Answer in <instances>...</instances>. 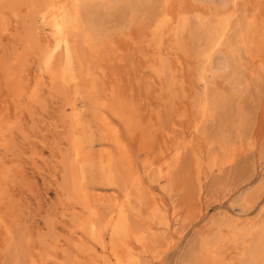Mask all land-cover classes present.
<instances>
[{"label":"rangeland","instance_id":"obj_1","mask_svg":"<svg viewBox=\"0 0 264 264\" xmlns=\"http://www.w3.org/2000/svg\"><path fill=\"white\" fill-rule=\"evenodd\" d=\"M115 257L264 264V0H0V264Z\"/></svg>","mask_w":264,"mask_h":264},{"label":"bare ground","instance_id":"obj_2","mask_svg":"<svg viewBox=\"0 0 264 264\" xmlns=\"http://www.w3.org/2000/svg\"><path fill=\"white\" fill-rule=\"evenodd\" d=\"M53 1V0H52ZM88 3L86 1H81L79 4H76V6L72 7L69 9V10H66L65 11H62L60 10L57 5H53L52 7L49 6L50 8V13L52 16V19H51V23L53 24V28L55 30V35L57 36L56 38V41H57V50H62L61 48H64L65 52H66V58H64V56H59L61 58H64L65 61L68 62V67L67 69H62L60 67H57L55 66L56 63H51L49 60L47 61L46 65L48 66V69L51 70L53 76H56L57 79H62L63 81H69L70 80V73H69V70L68 68L71 67L73 64V58H74V53L75 51H77L78 53L80 51H78V46H79V43H81L80 39L81 38H84L82 35L80 36H77L76 33H75V39L74 41L76 40L77 42V45L74 46L72 43H73V35L70 33L69 31V24L71 22V15H72V11H76V16L79 17V18H83V15H82V11H84L88 6ZM86 15V14H85ZM84 15V16H85ZM81 16V17H80ZM84 19V18H83ZM36 26V25H35ZM203 28V26H202ZM83 29V28H82ZM200 29V28H199ZM199 29L198 28H194L193 29V35L196 37L197 34L199 33ZM209 31V30H208ZM212 31V30H210ZM215 31V30H214ZM210 37V36H209ZM211 39V38H210ZM83 40V39H82ZM46 41V40H45ZM63 50V51H64ZM62 51V52H63ZM76 52V53H77ZM56 53V52H55ZM80 54V53H79ZM56 55V54H55ZM58 55H62L61 53ZM212 55V54H211ZM80 57V56H79ZM211 59V58H210ZM216 59V58H215ZM62 60V59H61ZM216 62V60H215ZM59 66V65H58ZM222 67V66H221ZM60 68V70H59ZM74 70V69H73ZM105 156V155H103ZM69 169V168H68ZM70 181V180H69ZM80 192V191H79ZM125 209V208H124ZM129 216V215H128ZM131 221V220H130ZM126 223H125V220L121 221L119 224H117L115 226V233L118 235V236H121V235H124V236H127L125 231L126 230ZM143 230V229H142ZM124 232V233H123ZM146 236V235H145ZM134 238V237H133ZM153 238V237H152ZM126 239V238H125ZM135 239V238H134ZM140 239V238H139ZM150 239V238H149ZM141 241V240H140ZM144 241V240H143ZM104 244V243H103ZM129 244V243H128ZM259 244V242L257 243V245ZM83 245V244H82ZM261 245V244H260ZM144 246V245H143ZM86 247V246H85ZM259 247V246H257ZM261 247V246H260ZM103 248V247H102ZM106 248V247H105ZM143 248V247H142ZM255 249V247H254ZM253 249V251L256 253V251ZM260 251V250H259ZM254 252H252L253 254H255ZM117 254H115L116 256ZM252 255V254H251ZM258 254H256L257 256ZM109 257V255H108ZM251 257H254V256H251ZM116 258V257H115ZM121 258V257H120ZM259 258V256H258ZM107 260L104 259L105 261V264H113L112 261L108 258H106ZM257 259V257L255 258ZM260 259V258H259ZM144 261V260H143ZM251 261V260H250ZM249 261V262H250ZM263 261V260H262ZM115 264H124V262H122L119 258H116V262Z\"/></svg>","mask_w":264,"mask_h":264}]
</instances>
